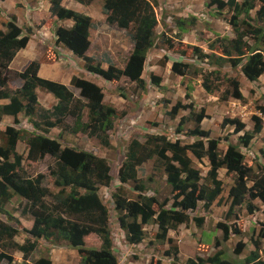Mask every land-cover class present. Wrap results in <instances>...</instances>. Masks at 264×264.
Segmentation results:
<instances>
[{
	"label": "trees",
	"instance_id": "obj_1",
	"mask_svg": "<svg viewBox=\"0 0 264 264\" xmlns=\"http://www.w3.org/2000/svg\"><path fill=\"white\" fill-rule=\"evenodd\" d=\"M63 1L51 0V16L58 20H72L74 26L71 28L59 26L55 30L56 45L63 46L82 59L87 73L110 83L120 82L126 77L146 91L147 84L142 76L148 51L155 45L156 29L159 25L151 2L101 0L102 13L107 23L128 32L133 43V52L124 69L118 68L113 63L105 69L95 57L90 55L94 39L92 29L96 26L92 18L64 8ZM76 1L86 6L94 2V0ZM257 2L263 3L258 12L260 19L263 20L264 0H244L243 3L237 0H228L227 3L216 0L219 10L230 7L236 12L231 21L236 36L231 40H220L223 48L222 56L205 54L198 47L192 48L194 54L201 60H212L218 68H224L228 63L233 67H241L246 79L257 81L264 75L262 46L264 29L254 28L248 22L250 12ZM242 16L243 21L240 20ZM240 22L246 26L243 30L240 28ZM176 23L179 29L185 30V22ZM6 28L7 31H0V122L4 117L10 116L17 125L20 123L19 115H23L28 119L29 129L32 130L18 129L14 125L5 127V130L0 128V212H5L7 205L16 196L25 199L29 205L25 213L32 215L34 225L32 229L24 232L35 239H29L23 245L15 243V237L20 230L16 227L14 217H10L9 223L0 219V246L5 247L3 243L9 241L10 247L20 250L24 258L28 259L38 248L39 240L55 239L58 242L66 241L73 249L78 250L80 264H119L109 228L110 208L103 202L99 193L101 187H112L114 171L111 163L91 151L81 150L75 146H64L61 141L50 135L53 129H60L74 137L84 135L97 137L105 147L109 148L111 143L108 133L115 127L118 111L104 104L102 87L82 77H74L72 80V85L80 90L81 98H77L66 85L41 78L38 75L41 63L58 58L56 51L51 48L48 49V56L42 61L31 62L22 72L12 70L11 64L18 53L27 47L33 30L31 28L24 30L14 18L6 24ZM250 39L254 41L253 44H250ZM173 46V42L169 41V47ZM188 67L177 63L174 71L185 74ZM221 70L204 77L203 87L208 93H213L217 88L215 83L221 80ZM212 77L214 78L211 79ZM13 78L22 81L20 88L13 87ZM152 81L157 84L158 80L153 76ZM229 86L231 89L228 90V97L242 99L239 80L230 79ZM37 88L53 94L58 99V103L49 110L41 108L36 93ZM122 96L127 97L124 93ZM2 101L8 102L2 103ZM86 109L87 121L84 119ZM179 109H187V105L178 103L169 115L176 117ZM259 110L264 114V107H260ZM191 115L194 116L196 127L188 135L197 138L196 142L182 144L179 139L172 142L165 135H149L145 143L132 140L126 154L122 156L118 180L122 186L132 183L137 197L128 199L121 194H115L113 202L120 213L118 216L120 227L132 245H139L144 241L146 235L144 227L152 223L158 225L157 239L162 242L168 240L170 231H177L182 225L195 224L202 228L206 215L224 191L223 182L218 174L220 169H226L229 173L237 175L235 185L229 191L230 208L226 213L228 221L236 215L235 207H246L249 213L254 215L257 209L250 201H264L263 171L255 172L254 167L247 163L246 156L238 145L230 144L227 151L221 155L220 141L212 139L210 133L201 127L204 116ZM68 119H71L72 123L68 122ZM253 121L254 131L240 137V143L245 147H248L264 129V121L261 117L256 115ZM187 123L188 119L182 117L176 133H183ZM228 125L235 126L237 134L245 130V124L239 119H225L223 127ZM20 142H25L28 147L25 159L28 163H38L47 156L55 160L49 178L45 174L29 177L24 173V157L17 150ZM189 153L198 160L209 159L211 169L205 181L201 172L194 167ZM154 159L158 167L163 169L166 182L172 188L173 196L164 201L149 195L147 183L139 178L140 168ZM153 179L151 178L150 181ZM46 181L54 183L60 191L52 194L45 185ZM200 203L203 204V211L200 209ZM202 212L205 214H201ZM234 225L237 229L236 224ZM227 226V222L224 221L217 225L223 231L224 242L231 238L230 227ZM262 226L260 236L264 239V224ZM95 236L100 238L101 243L93 246ZM254 246L255 251L246 258L245 264H264L260 258L258 244L254 243ZM217 247H220L219 242ZM236 252H239V248ZM179 254L178 245L173 251L166 252V256L172 259L171 264H182ZM223 256L224 253L219 251L207 258L201 256L190 258L185 264H238L224 259ZM5 259L12 258L1 252L0 263ZM37 264H52V261L41 259Z\"/></svg>",
	"mask_w": 264,
	"mask_h": 264
},
{
	"label": "rangeland",
	"instance_id": "obj_2",
	"mask_svg": "<svg viewBox=\"0 0 264 264\" xmlns=\"http://www.w3.org/2000/svg\"><path fill=\"white\" fill-rule=\"evenodd\" d=\"M22 1L24 5H29L26 8L28 9L27 11H29V7L33 9V6H35L31 3L32 0H8L6 4V7L9 8V10H6L8 14L3 15V20L0 18V30L2 29V24L5 27L6 18L9 13L19 11L15 6L16 4H21ZM149 1L154 6L159 25L156 29L155 45L148 51L145 70L142 76L147 84L146 91H143L140 85L131 82L126 77L120 82L110 83L92 74L83 75V71L81 70V66L83 65L80 66L78 64L77 66L75 62L71 63L80 77L83 76L82 78L85 80L91 81L103 88L104 104L118 111L115 127L108 133L111 147H105L97 137H88L86 135L74 137L62 132L60 129H53L50 133L51 137L57 138L64 146H75L81 150L91 151L99 154L100 157L105 158L111 163L114 171L112 187H101L99 193L103 202L110 208L111 219L109 228L113 246L116 248L115 251L119 257V264H150V260H152V264H158L159 262L161 263L160 259L167 260L171 264L172 259L170 257L167 258L166 252L168 250L173 251L177 245L179 247L180 240H183L184 243L181 252V263H186L189 258L197 256L205 258L211 256V247L209 248L205 245H197L196 247L195 243L191 242L199 238L200 235L202 236V230H205V235L202 238L204 243L213 239L216 233L217 220L223 215L225 217L230 208L229 190L235 185V180L237 179L236 174L229 173L226 169L219 170V179L223 182L224 191L218 200L219 202H216L214 214L211 217L210 215L207 216L206 223L202 229H198L195 224H191L190 226L183 225L177 231H170L168 240L162 242L157 239L158 225L152 223L144 227L146 233L144 242L137 247H133L127 244V242H122L125 239L124 233L122 234L119 231L118 216L120 213L116 210L113 202L115 194H121L128 199H136L137 197L132 183L122 186L118 180L122 156L126 154L127 147L132 140L136 139L141 143H145L149 135H165L172 142L179 139L182 144H192L197 141V138L188 135L196 127L194 116L191 114H202L204 119L201 122V127L210 133L212 139L220 141L219 152L221 155L227 151L230 144L238 145L243 154H245L247 163L254 167L255 172L258 173L262 170V174H264V129L252 140L248 147L240 143L241 136L254 131V116L257 115L264 121V114H261L259 110L260 107H264V75L257 81H249L243 76L241 67H233L231 63H228L224 68H218L212 60H201L198 58L192 49L193 47H198L205 54L222 56L223 48L220 45V40H231L236 36L235 28L231 24L236 12L230 7L219 10L215 3L216 0ZM222 1L228 2V0ZM237 1L243 3L244 0ZM79 5L84 7V10L79 9L77 10L78 12L92 15L94 19L104 16L102 13L103 2L101 0H95L91 8ZM262 5V2H257L255 8L250 12L248 22L254 28L264 29V19L261 20L258 15ZM40 8L44 9L43 1H41ZM2 13L0 12V14ZM31 14L34 15L33 12ZM42 15L45 14H40L38 18ZM28 17L29 15L25 13L24 20L22 19V22L25 23L23 25L24 30H28L29 28L26 22ZM242 18L243 16L240 20L243 21L244 19ZM100 20L102 21H96L98 24H95L96 28L94 31L97 32V37L93 39L94 47L91 54L95 56L97 62L103 64L104 67L106 65V68L110 63H113L118 68L124 69L133 51L130 35L116 25L108 24L107 21H104L105 19ZM180 21L185 22V30L178 28L176 22ZM245 27L240 22V28L243 30ZM39 29H41V26H34L32 34L35 33L34 35L39 36L41 33L40 37L37 38L35 36V39L43 40L47 38L46 36L50 37L49 33L45 32L44 34ZM169 41H172L174 45L171 48L169 47ZM50 42L47 39L45 44L48 45L49 43L51 45ZM249 42L250 44L254 43L252 39ZM34 43L36 46L39 45L37 42ZM45 44L37 50V47H35L32 49L34 50L33 52L20 57L17 63L14 62L12 64L13 70L19 72V70L23 69L19 66L20 59L23 63H26L28 60H35L40 57L44 53ZM262 46L264 48V38L262 39ZM177 63L189 66L185 74H179L174 71V66ZM219 69H222L221 80L215 83L217 88L215 87L214 92L208 93L203 87L204 77ZM47 72L50 75L54 74L51 69H48ZM153 76L158 80L157 84L152 81ZM230 79L239 80L242 99L228 97V90L231 89L229 86ZM12 85L15 89H18L22 86V81L13 78ZM71 89L77 97H80L79 89H76L73 85ZM38 91L45 101L55 98L43 89H38ZM122 93L126 94L127 97L124 98ZM178 103L187 105V109H179L176 117L170 116V112ZM48 106L46 103L40 102L41 108H51ZM182 117H186L188 123L184 127V132L178 134L176 133V129ZM84 119L85 121L88 120V113ZM225 119L241 120L245 124V130L237 134L235 126L228 125L227 127H223ZM18 120L20 123L17 125L14 124V119L7 121L10 123L4 122L1 128L5 130V127L14 125L18 129L25 128L26 130H32L29 129L30 126L26 117L19 115ZM68 122L72 123V120L68 119ZM17 150L24 157L23 170L27 176L36 177L39 174H45L49 178L50 169L55 164L53 158L47 156L38 163L30 164L25 160L28 154L26 143L20 142ZM189 154L191 155L194 167L201 172L205 181L208 171L211 169L209 159L198 160L192 153ZM139 178L147 183L149 187L148 194L156 196L160 201L173 196L172 188L167 184L163 169L158 167L156 159L140 168ZM151 178L154 179L150 181ZM249 184L251 185V183ZM45 185L50 189L52 194H57L60 191L51 181H46ZM50 201L53 202V199L50 198ZM250 203L257 209L256 213L251 215L246 207H235L236 215L234 218L231 221L227 220V216L226 219H223L230 227L227 226L231 233L230 240L224 242L222 236L217 241L220 247H217L216 244L218 252L219 249H222L224 253L223 258L234 263L240 261H244L245 263L246 258L251 256V252L255 251L254 243L258 244L260 258L264 261V239L260 236L261 228H263L262 224H264V201L256 200L254 202L250 201ZM200 206V209L203 211V204L200 203ZM28 208V202L16 196L7 205L6 211L0 212L2 222L9 223L11 221L10 217H14V222L17 223L16 227L20 230L14 242L19 245L25 244L29 239H35L24 232V230L32 229L34 225L32 215L25 213V210ZM201 214L205 213L202 212ZM234 224H236L237 229ZM94 239V242L91 241L94 244L93 246L101 243L98 236H95ZM3 244L6 246H0V253H5L11 256L12 259H5L0 264H37L41 259H50L52 264H80L81 260L79 251L73 249L66 241L58 242L55 239L39 240L38 248L28 259L24 258V254L20 250L10 247L9 241ZM120 244H124L122 249L120 248ZM238 248L239 252H236Z\"/></svg>",
	"mask_w": 264,
	"mask_h": 264
},
{
	"label": "crops",
	"instance_id": "obj_3",
	"mask_svg": "<svg viewBox=\"0 0 264 264\" xmlns=\"http://www.w3.org/2000/svg\"><path fill=\"white\" fill-rule=\"evenodd\" d=\"M41 1H43V3H44V9H41L40 8V5H41ZM7 2H8V0H0V12H3L2 14H0L1 16H0V18H2V20H3V15H6V10L8 9L9 10V8L8 7H6V4H7ZM31 3L32 4H34L35 6H33V9L31 8V7H29V11H27L28 9H26L29 5L27 4V6L26 5H24L23 4V1L21 2V4H16V6L15 7H17V9H19V11H16V12H14V13H9V15H8V17L6 18L7 19V21H6V24L10 21V20H12L13 18L14 19H16V23L21 27V28H23L24 29V27H23V25L25 24V23H23L22 22V19L24 20V15H25V13H26V15H29V17H28V20L26 21L27 22V24H28V26H29V28H31L32 30L34 29V26L35 25H38L39 27L41 26V29H39V30H41L42 31V33H44L45 34V32H47V33H49L50 34V37L49 36H46L47 38L44 40H38V39H35L36 37L35 36H37V35H34L35 33H33L32 35H31V38H30V41H29V43H28V45H27V47L25 48V49H23V50H21L19 53H18V55L16 56V58L14 59V61H13V63L15 62V63H17V61H18V59L20 58V57H22V56H25V55H28L30 52H33L34 50H32V49H34L35 47H37L36 48V50L38 49V48H40L41 46H43V44H45V41L48 39L49 41H51L50 43H51V45L48 43V45H46L45 44V48H44V55L42 54L40 57H38L37 59H35V60H28L26 63H23L22 61H21V59L19 60V66H21L23 69L22 70H19V72H22L31 62H33V61H42V59L44 58V57H47L48 56V49L49 48H51V49H53V50H55L56 51V53H57V56H58V58L56 59L55 58V60L53 59L52 61H50V62H42L41 63V66H40V70H39V73H38V75L41 77V78H43V79H46V80H49V81H54V82H57V83H60V84H64V85H66L72 92H73V90L71 89V86H72V80H73V78L74 77H79L80 78V76H79V73L77 72L76 73V70L73 68V65L71 64L72 62H75V64L78 66V64L81 66V65H83V66H81L82 68H81V70L83 71V75H86V74H89V73H87L86 71H85V62L82 60V59H80V58H78V57H76L71 51H69L68 49H66V48H64L63 46H57L56 45V43H55V41H56V38H55V35H54V32H55V30L59 27V26H64V27H67V28H71V27H73L74 26V22L72 21V20H69V19H67V20H58L57 18H53L52 16H51V7H52V3H51V0H32L31 1ZM95 3V0H94V2L91 4V5H89V6H86V5H84V6H86V7H92L93 6V4ZM80 3L79 2H77L76 0H64L63 2H62V6L64 7V8H66V9H70V10H73V11H75V12H78L77 10H79V9H82V10H84V7H82V6H80L79 5ZM81 5H83V4H81ZM94 8V7H93ZM93 8H92V10H93ZM2 10V11H1ZM31 12H33V14L34 15H32L31 14ZM28 13V14H27ZM45 14V15H42L41 17H39L38 18V16H40V14ZM78 13H81V12H78ZM8 14V13H7ZM81 14H84V13H81ZM84 15H86V14H84ZM86 16H89V17H91L92 18V21H93V23H94V25L95 24H98V22H96V21H102V20H100V19H105L104 21H106V17L105 16H99L100 18L99 19H94L93 17H92V15H86ZM35 17V18H34ZM5 19V20H6ZM42 19H44V20H42ZM44 21V22H42V21ZM2 29L0 30V31H7V28H6V25H5V27H3V24H2V27H1ZM95 28H96V26H94V28L92 29V32H93V36H94V38L95 37H97V32L96 31H94L95 30ZM34 31V30H33ZM40 35H41V33L39 34V36H37V38H39L40 37ZM35 37V38H34ZM96 39V38H95ZM44 41V42H43ZM92 41V40H91ZM34 42H37V44H39V45H37L36 46V44L34 43ZM34 43V44H33ZM39 46V47H38ZM92 48L94 47V40L92 41ZM132 47H133V45H132ZM92 48H91V50H92ZM47 50V51H46ZM46 51V52H45ZM133 52V51H132ZM90 55L91 56H93L91 53H90ZM130 56H131V54H130ZM93 57H95V56H93ZM130 58V57H129ZM12 63V64H13ZM12 64H11V66H10V68L13 70V66H12ZM74 64V63H73ZM102 66H103V68H105V69H107L108 67H109V65H108V67L106 68V65H105V67H104V65L102 64ZM48 69H51L53 72H54V74L53 75H50V73H48L47 72V70ZM79 71V70H78ZM83 77V76H82ZM48 78H50V79H48ZM38 89H41V88H37L36 89V93H37V95H38V97H39V102H42V103H46L47 105H49L48 107H51V108H53L57 103H58V99L55 97V98H50V101H45V99L43 98L42 99V97L39 95V91H38ZM77 89V88H76ZM47 92V91H46ZM47 93H49V92H47ZM74 93V92H73ZM51 94V93H50ZM75 94V93H74ZM46 96H48L49 97V95H47L46 94ZM76 96V95H75ZM51 97V96H50ZM77 97V96H76ZM77 98H81V96L80 97H77ZM8 101H2V103H7ZM51 108H49V109H51ZM49 109H46V110H49ZM88 113V110L86 109L85 111H84V114L86 115ZM12 119H14V118H12V117H10V116H6V117H4L3 118V120L0 122V128L2 127L1 125L4 123V122H7V121H12ZM7 123H10V122H7ZM96 154V153H95ZM96 155H98L99 156V154H96ZM189 156L191 157V155L189 154ZM194 156V155H193ZM230 191V190H229ZM219 202V201H218ZM217 202V203H218ZM227 202V201H226ZM217 203L214 205V206H212V208H211V210L208 212V214L206 215V218H207V216L208 215H210V217L212 216V214H214V211H215V206L217 205ZM206 218H205V220H206ZM223 219H226V217L224 218V215L223 216H221L218 220H217V224H216V233L215 232H212V233H215V236L213 237V239H211V240H209L208 242H206V243H204V241H202V238H203V236L205 235L204 234V231L205 230H202V236L200 235V237L199 238H196L195 240H193L191 243H195V245H196V247H197V245H201V244H203V245H208L209 246V248L211 247V251H212V254L211 255H213L214 253L216 254L218 251L216 250V244H217V241L218 240H220V238L223 236V231L220 229V228H218L217 227V225L218 224H220V223H222L223 222ZM205 223L206 222H204V225H205ZM148 226V225H147ZM183 226V225H182ZM196 226V225H195ZM197 227V226H196ZM198 229H202V228H199V227H197ZM119 231L123 234V236H124V239L125 240H122V242H124V243H126L127 242V244H130L129 242H128V240H127V238H126V234H125V232L121 229V227H120V224H119ZM217 233H219V234H217ZM208 234V233H207ZM230 240V239H229ZM144 242V241H143ZM142 242V243H143ZM124 244H120V248L122 249V246H123ZM131 246H133V247H137V246H139V245H141V244H139V245H132V244H130ZM182 246H184V243H183V240L181 241L180 240V243H179V251H180V254H179V258L182 260V256H181V252H182ZM113 249H114V252L115 253H117L116 251H115V247H113ZM219 251H222V249H219ZM200 255V254H199ZM166 257V256H165ZM201 257H203V256H201ZM153 258V257H152ZM167 258H168V256H167ZM203 258H205V257H203ZM188 259V258H187ZM190 259V258H189ZM160 261H161V264H168L169 262H167V260H164V259H160ZM246 261V260H245ZM146 264V263H145ZM150 264H152V260H150ZM154 264H156V263H154ZM170 264V263H169ZM182 264H185V262H183ZM238 264H245L244 263V261H240V262H238Z\"/></svg>",
	"mask_w": 264,
	"mask_h": 264
}]
</instances>
